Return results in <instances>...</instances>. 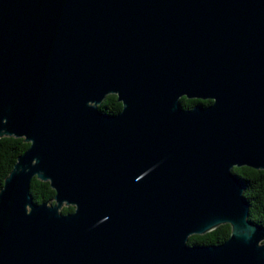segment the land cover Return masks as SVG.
Returning <instances> with one entry per match:
<instances>
[{
	"label": "water",
	"instance_id": "1",
	"mask_svg": "<svg viewBox=\"0 0 264 264\" xmlns=\"http://www.w3.org/2000/svg\"><path fill=\"white\" fill-rule=\"evenodd\" d=\"M4 136L0 264H264V0H0Z\"/></svg>",
	"mask_w": 264,
	"mask_h": 264
},
{
	"label": "trees",
	"instance_id": "2",
	"mask_svg": "<svg viewBox=\"0 0 264 264\" xmlns=\"http://www.w3.org/2000/svg\"><path fill=\"white\" fill-rule=\"evenodd\" d=\"M22 141L23 138L0 137V188L17 156L29 146V143ZM235 174L248 186L246 199L251 206V221L264 227V171L235 169ZM30 193L37 203L50 200L54 196V190L49 182L40 181L35 177H33V189H30ZM229 233V224H221L202 235H190L187 243L204 245L221 243L229 236Z\"/></svg>",
	"mask_w": 264,
	"mask_h": 264
}]
</instances>
